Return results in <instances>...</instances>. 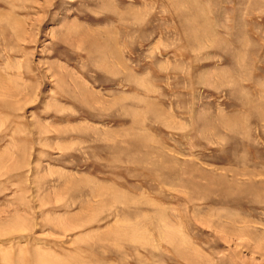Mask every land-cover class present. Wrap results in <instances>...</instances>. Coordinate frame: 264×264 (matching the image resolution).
<instances>
[{
	"label": "rangeland",
	"instance_id": "rangeland-1",
	"mask_svg": "<svg viewBox=\"0 0 264 264\" xmlns=\"http://www.w3.org/2000/svg\"><path fill=\"white\" fill-rule=\"evenodd\" d=\"M0 264H264V0H0Z\"/></svg>",
	"mask_w": 264,
	"mask_h": 264
},
{
	"label": "bare ground",
	"instance_id": "bare-ground-1",
	"mask_svg": "<svg viewBox=\"0 0 264 264\" xmlns=\"http://www.w3.org/2000/svg\"><path fill=\"white\" fill-rule=\"evenodd\" d=\"M108 189V188H107ZM109 193V192H108ZM126 222H127V220H126ZM128 224V223H127ZM163 226V225H162ZM121 231V230H120ZM237 233V232H236ZM171 238V237H170ZM261 250H262V248H261Z\"/></svg>",
	"mask_w": 264,
	"mask_h": 264
}]
</instances>
